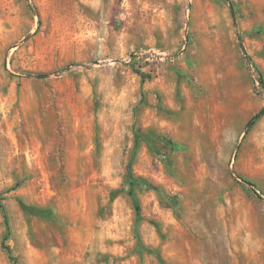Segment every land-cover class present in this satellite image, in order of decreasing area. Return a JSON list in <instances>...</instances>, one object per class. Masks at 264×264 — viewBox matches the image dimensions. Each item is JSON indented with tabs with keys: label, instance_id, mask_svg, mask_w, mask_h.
Instances as JSON below:
<instances>
[{
	"label": "rangeland",
	"instance_id": "obj_1",
	"mask_svg": "<svg viewBox=\"0 0 264 264\" xmlns=\"http://www.w3.org/2000/svg\"><path fill=\"white\" fill-rule=\"evenodd\" d=\"M258 70L264 0H0V264H264Z\"/></svg>",
	"mask_w": 264,
	"mask_h": 264
},
{
	"label": "trees",
	"instance_id": "obj_2",
	"mask_svg": "<svg viewBox=\"0 0 264 264\" xmlns=\"http://www.w3.org/2000/svg\"><path fill=\"white\" fill-rule=\"evenodd\" d=\"M142 79H144V78L142 77ZM258 81L260 82V84L264 85L263 74H262L259 70H258ZM173 147H175V146L173 145ZM245 182L248 183V184L250 185V187L254 188V186H253V184H252L251 182L246 181V180H245ZM152 189H154V190L157 191V192L159 191V189H158L157 187H153V186H152ZM252 191H253V193H254L259 199H261L260 196H258V194L256 193L255 190L252 189ZM0 208L2 209V211H3V213H4V210H3V207H2L1 204H0ZM4 220H5V224H6V226H7V218H6L5 214H4ZM6 240H7V236H4L3 241H2V243H1V247H2L3 250L6 251V253H7L8 256H9V258H10V259H13L12 256H11V254H10V248H9V246L5 244Z\"/></svg>",
	"mask_w": 264,
	"mask_h": 264
},
{
	"label": "water",
	"instance_id": "obj_3",
	"mask_svg": "<svg viewBox=\"0 0 264 264\" xmlns=\"http://www.w3.org/2000/svg\"><path fill=\"white\" fill-rule=\"evenodd\" d=\"M232 15H233V13H232ZM263 114H264V109L261 110L259 113H257L253 118L250 119V121L247 123V128L253 123V121H255L257 118H259Z\"/></svg>",
	"mask_w": 264,
	"mask_h": 264
}]
</instances>
